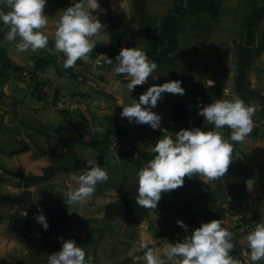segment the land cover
<instances>
[{
    "label": "crops",
    "instance_id": "obj_1",
    "mask_svg": "<svg viewBox=\"0 0 264 264\" xmlns=\"http://www.w3.org/2000/svg\"><path fill=\"white\" fill-rule=\"evenodd\" d=\"M72 2L48 0L47 49L18 51L19 38L6 40L9 28L0 25V48L8 61L37 75L35 82L15 79L10 70L0 79V261L42 255L46 247L59 251L63 237L84 247L90 264H112L121 256L124 263L146 264L145 243L163 247L165 239L175 243L208 222L202 213L211 205L199 197L203 191L217 199L238 194L246 220L226 223L246 263L264 264L251 261L245 228L253 217L264 221V0H100L96 14L105 28L91 38L96 47L89 59L66 68L54 36L60 10ZM0 8L10 10L6 4ZM113 34L119 35L121 48L140 47L157 62L155 79L132 91L125 74L112 72L106 56L114 60L117 55L108 52ZM42 58L51 62L38 70ZM209 79L221 86L242 83L243 93L225 99L238 97L254 106L251 133L243 141H230L233 161L224 177L205 183L194 174L197 188L184 183L165 192L155 209L138 205L123 185L137 186L136 173L147 161L135 152L116 162L107 134L118 123L138 151L154 158L151 149L163 131L129 124L120 116L122 108L152 84L180 80L185 93H165L153 111L160 112L162 129L194 127L203 117L201 101L224 99L220 89L208 86ZM38 83L45 84L43 98L36 97ZM62 98L63 109L57 106ZM220 131L230 137L232 130L225 126ZM96 164L107 169L110 179L98 184L90 199L69 204L67 192L77 187L73 173ZM40 212L47 217V230L35 219Z\"/></svg>",
    "mask_w": 264,
    "mask_h": 264
},
{
    "label": "clouds",
    "instance_id": "obj_2",
    "mask_svg": "<svg viewBox=\"0 0 264 264\" xmlns=\"http://www.w3.org/2000/svg\"><path fill=\"white\" fill-rule=\"evenodd\" d=\"M47 3L48 0H0V4H6L10 9L0 8V22L9 28L5 39L16 41L19 38L18 51L36 52L48 48L49 36L45 34L49 23V16L45 14ZM98 9L100 0H75L60 10L62 15L55 30L54 48L64 53L66 68L74 66L80 59H89L88 54L96 47L95 40L91 38L105 28L96 14ZM106 57L107 63L113 65V73L125 74L129 80L127 88L132 91L137 85L148 82L150 77L156 78L157 62L149 59L140 47H123L114 60ZM208 84L214 85L215 81L209 79ZM185 91L180 80L152 84L120 113L129 124H147L164 133L152 146L154 158L136 173L138 187L135 199L142 207L155 209L162 194L184 185L186 176L191 178L198 174L205 183L224 177L233 161L234 145L230 141H243L252 131L255 108L238 97L217 99L206 105L200 102L199 115L205 118V123L214 125V130L194 127L170 132L162 129V116L153 109L165 93L183 95ZM225 126L232 130L230 137L220 131ZM72 179L77 182V187L67 192L69 204L90 199L97 185L107 182L110 177L106 168L96 164L79 175L73 173ZM35 219L45 230L50 227L43 212ZM176 223L188 230L183 220L178 219ZM223 223V219L202 222L182 240L172 243L165 239L163 247H148L145 243L146 264H240L230 255L234 247L233 233L223 227ZM60 239V250L48 256L47 264H90L84 247L79 246L75 239ZM246 240L251 261L264 260V221L256 223L254 229L247 232Z\"/></svg>",
    "mask_w": 264,
    "mask_h": 264
},
{
    "label": "trees",
    "instance_id": "obj_3",
    "mask_svg": "<svg viewBox=\"0 0 264 264\" xmlns=\"http://www.w3.org/2000/svg\"><path fill=\"white\" fill-rule=\"evenodd\" d=\"M0 25H2V23H0ZM120 49H121V47L119 45V35L113 34V37L111 39V44L108 48L109 55L118 54ZM50 62H51L50 58L38 59L36 68L38 70H42ZM10 70L13 74L23 73V69L21 67L12 65L8 61V58L5 55L4 50L0 48V79H3V77L8 75ZM44 85H45L44 83H40V84L38 83L36 85V90H37L36 97L37 98H43L44 97V93L42 91ZM194 127H200L204 131L214 130V125L205 123L204 117H201V119L195 124ZM194 127H190V128H194ZM110 133L114 134L117 137L122 138V139L128 137L126 129L124 127L120 126L118 123H115V129L111 130L107 134V136ZM128 138H129V143L132 147V151L138 152L143 161H149L150 157L147 156L146 153L138 151L137 148L134 147V142H133L132 138L131 137H128ZM107 142H108V140H107ZM185 187H187L189 189H195V188H197V185L195 183H193L191 178L186 176L185 177ZM199 197L205 198L206 200H208L209 204L211 205V207L208 210H206L202 213V218L205 221H210L212 219H223L224 223L222 226L227 228L229 231H231L230 227L226 223L228 221V208L224 205L226 202V199L225 198L217 199L214 196L207 195L203 191L200 192ZM234 198H238V194H235ZM232 239L234 241V247L231 250L230 255H232L234 258L238 259L240 261V264H247L245 259L242 256L241 245L238 243V241L235 239L234 236L232 237Z\"/></svg>",
    "mask_w": 264,
    "mask_h": 264
},
{
    "label": "built area",
    "instance_id": "obj_4",
    "mask_svg": "<svg viewBox=\"0 0 264 264\" xmlns=\"http://www.w3.org/2000/svg\"><path fill=\"white\" fill-rule=\"evenodd\" d=\"M208 86L211 88H216L218 90L220 89L221 94L224 97L230 98L232 96V88L228 85L222 87L221 83H217V81H215L214 85L208 84ZM57 106L63 109L65 107V99L62 98L58 102ZM107 137H108L107 140H108L109 154L116 162L123 161L125 158L128 159L131 155L132 156L136 155L135 152L132 151V147L129 143L128 137L122 139L111 133ZM3 182H4V175L0 173V184H2ZM225 199H226L225 206L228 208V221L231 223H239L246 220V217L242 212V207L240 202L231 195L226 196ZM258 222H259L258 217H253L252 219L247 220V222H245L246 230L248 232L253 230L256 223Z\"/></svg>",
    "mask_w": 264,
    "mask_h": 264
},
{
    "label": "rangeland",
    "instance_id": "obj_5",
    "mask_svg": "<svg viewBox=\"0 0 264 264\" xmlns=\"http://www.w3.org/2000/svg\"><path fill=\"white\" fill-rule=\"evenodd\" d=\"M8 72V71H7ZM12 73H10L11 76ZM21 75H13V77H15V79L18 78H22L25 77L27 80H32L33 82H35L37 75L35 72H31V73H20ZM9 76V75H8ZM55 76H57V74H55ZM7 78V75L5 77H3L2 80H5ZM10 78V77H9ZM230 84L229 86L232 87V97L235 96V94L239 95V93H243V89L244 86L242 85V83H228ZM223 87V86H222ZM222 96V95H221ZM224 99L227 97L222 96ZM6 231V229H5ZM110 238H114L113 236H111ZM37 251L39 252V249H37ZM58 250L56 249H52L50 247H46L43 250L42 255L40 253H35V256L31 257V256H27V257H22L17 259V261H13V260H8V258H3L0 261V264H47V260H48V256L51 253L57 252ZM114 262H112V264H133V262H127L124 263V259L123 257H118L117 259L113 260Z\"/></svg>",
    "mask_w": 264,
    "mask_h": 264
},
{
    "label": "water",
    "instance_id": "obj_6",
    "mask_svg": "<svg viewBox=\"0 0 264 264\" xmlns=\"http://www.w3.org/2000/svg\"><path fill=\"white\" fill-rule=\"evenodd\" d=\"M156 112H157L158 114H160V112H159L157 109H156ZM123 187H125V188L127 189L128 193H129L130 195H134V196L137 195V186L132 187V186L123 185Z\"/></svg>",
    "mask_w": 264,
    "mask_h": 264
}]
</instances>
